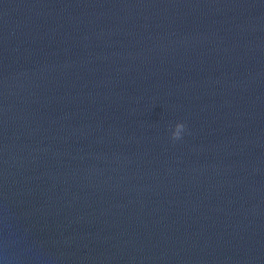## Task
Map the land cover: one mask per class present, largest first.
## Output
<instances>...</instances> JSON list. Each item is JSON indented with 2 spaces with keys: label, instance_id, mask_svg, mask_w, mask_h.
I'll return each mask as SVG.
<instances>
[{
  "label": "water",
  "instance_id": "1",
  "mask_svg": "<svg viewBox=\"0 0 264 264\" xmlns=\"http://www.w3.org/2000/svg\"><path fill=\"white\" fill-rule=\"evenodd\" d=\"M0 264H264V0H0Z\"/></svg>",
  "mask_w": 264,
  "mask_h": 264
}]
</instances>
